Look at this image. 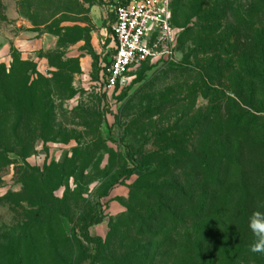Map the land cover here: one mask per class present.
Listing matches in <instances>:
<instances>
[{"label":"rangeland","instance_id":"rangeland-1","mask_svg":"<svg viewBox=\"0 0 264 264\" xmlns=\"http://www.w3.org/2000/svg\"><path fill=\"white\" fill-rule=\"evenodd\" d=\"M114 1L127 0H0V264H14L9 240L35 221L44 225L37 244L50 243L51 250L41 246L40 261L48 264L59 253L62 226L81 240L90 256L85 264H104L111 251L84 240L81 217L99 221L87 231L105 242L110 222L119 233L129 226L117 216L141 201L144 180L159 183L173 173L195 191L197 176L182 164L186 129L195 130L193 121L208 112L210 90L232 96L234 87L215 70L202 72L214 53H200L199 39L217 38L224 59L236 42L237 54L245 53L246 31L264 24V0H194L197 14L183 0L174 14L172 54L132 69L125 86L104 90L99 73L113 49L108 5ZM181 13L190 16L186 23L178 22ZM188 31L216 32L195 39ZM151 155L158 158L148 167Z\"/></svg>","mask_w":264,"mask_h":264},{"label":"trees","instance_id":"trees-1","mask_svg":"<svg viewBox=\"0 0 264 264\" xmlns=\"http://www.w3.org/2000/svg\"><path fill=\"white\" fill-rule=\"evenodd\" d=\"M191 1L192 14H197L200 6L196 8L198 4ZM181 4L183 0H175L174 10L171 1L174 34V14L181 11ZM188 17L181 13L177 19L181 24ZM215 32L188 31L186 36L212 38ZM246 32L245 53L237 54L239 42H236L229 49L231 53H223L224 59L218 56L222 46L217 38L215 42L199 39L200 53H214L212 59H207L210 61L207 66L201 65L202 72L209 75L215 70L234 87L230 89L232 96L225 91L219 94L220 98L219 92L207 87L209 110L193 121L195 130L186 129L189 144L181 152L182 164L197 176L195 191H186L173 173L169 179L161 177L159 183L150 178L144 180L147 183L137 188L136 196L141 194V201L117 216L118 220L124 216L129 226L119 233L118 227L110 222L105 242L87 231L88 224L99 221L81 217L85 221L80 228L84 240L99 250L111 251L110 258L103 259L104 264H264V24ZM202 62L196 59L198 65ZM219 62L224 64H219L217 70L213 64ZM167 156L173 164L172 155ZM153 157L147 156L144 165L153 167L158 158ZM166 171L170 170L166 167ZM36 216L35 213L33 217ZM158 222L160 228L154 230ZM165 224L171 225L167 231ZM130 226L132 230H128ZM43 227L35 221L14 231L9 240V257L15 259L14 264H47L37 258L41 246L51 251L50 243L47 247L44 242L37 244ZM57 232V246H53L59 253L48 264H85L90 256L85 254L75 232L62 226ZM121 249L124 252L115 257L113 251ZM156 252L159 258L155 260Z\"/></svg>","mask_w":264,"mask_h":264},{"label":"built area","instance_id":"built-area-1","mask_svg":"<svg viewBox=\"0 0 264 264\" xmlns=\"http://www.w3.org/2000/svg\"><path fill=\"white\" fill-rule=\"evenodd\" d=\"M108 7L114 44L99 81L104 90H114L128 83L132 69L170 56L175 34L171 0L114 1Z\"/></svg>","mask_w":264,"mask_h":264},{"label":"crops","instance_id":"crops-1","mask_svg":"<svg viewBox=\"0 0 264 264\" xmlns=\"http://www.w3.org/2000/svg\"><path fill=\"white\" fill-rule=\"evenodd\" d=\"M110 15H111V18H112V13L110 12ZM112 20H113V18H112ZM113 44H114V42H113Z\"/></svg>","mask_w":264,"mask_h":264}]
</instances>
